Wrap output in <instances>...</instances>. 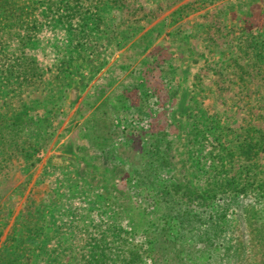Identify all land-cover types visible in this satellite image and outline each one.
<instances>
[{
  "label": "rangeland",
  "instance_id": "374dc122",
  "mask_svg": "<svg viewBox=\"0 0 264 264\" xmlns=\"http://www.w3.org/2000/svg\"><path fill=\"white\" fill-rule=\"evenodd\" d=\"M65 1L0 0V264H264V0Z\"/></svg>",
  "mask_w": 264,
  "mask_h": 264
},
{
  "label": "trees",
  "instance_id": "16d2710c",
  "mask_svg": "<svg viewBox=\"0 0 264 264\" xmlns=\"http://www.w3.org/2000/svg\"><path fill=\"white\" fill-rule=\"evenodd\" d=\"M62 2H63V0H62ZM72 2H74V4L72 3ZM60 4H62V3H57L56 5L58 6V5H60ZM65 4H68L69 6L71 5V4H73L72 6H74V8L76 7V6H78V0H66L65 1ZM71 7V6H70ZM74 10V9H73ZM248 144H249V146H250V144L252 145V143L250 142V140H249V142H248ZM250 147H252V146H250ZM249 147V148H250ZM97 152H100V149H98V148H94ZM102 150V149H101ZM247 151V150H246ZM222 216H223V214H222Z\"/></svg>",
  "mask_w": 264,
  "mask_h": 264
}]
</instances>
